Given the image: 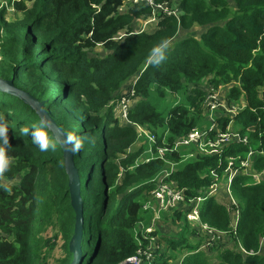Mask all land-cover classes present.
I'll list each match as a JSON object with an SVG mask.
<instances>
[{"label": "trees", "instance_id": "obj_1", "mask_svg": "<svg viewBox=\"0 0 264 264\" xmlns=\"http://www.w3.org/2000/svg\"><path fill=\"white\" fill-rule=\"evenodd\" d=\"M168 1L179 8L178 15L158 10L151 30L139 25L153 15L145 2L8 0L15 16L7 18V7L0 8V78L43 101L65 133L83 138L82 148L73 152L84 210L79 264H119L139 250L152 254L142 264H264V249L246 254L237 248L239 243L256 252L264 236V176L258 183L253 178L264 170V155L253 156L247 170L240 166L251 148L264 146V0ZM196 27L204 30L175 38ZM162 39L170 47L166 59L153 66L147 55ZM98 46L107 52L92 54ZM227 84L225 102L239 108L231 116L220 111L218 128L226 131L233 124V130L248 136L247 143L231 139L215 153L181 145L149 161L146 149L142 158L145 146L135 147V123L155 133L154 150L172 147L190 131L210 125L204 120L206 97L212 87ZM124 87L133 94L131 122H122L115 110ZM168 92L183 98L164 111L153 101ZM0 117L9 125L10 144L9 168L0 178L18 179L0 183L8 186L7 191L0 187V264H46L42 255L55 250L59 236L62 257L55 264H70L76 214L64 148L50 129L54 151L40 152L30 136L21 135L20 129L40 115L2 89ZM190 152L193 156L186 158ZM232 158L240 168L230 185L240 211L236 230L235 215L220 202L223 197L237 207L227 190ZM167 172L165 182L185 189L188 203L163 211L156 230L146 234L141 229L153 218L143 205L154 200L156 180ZM200 196L202 221L227 231L233 246L222 242L206 249L203 240L190 241L203 228L186 215ZM163 220L176 228L174 234L161 229Z\"/></svg>", "mask_w": 264, "mask_h": 264}, {"label": "built area", "instance_id": "obj_2", "mask_svg": "<svg viewBox=\"0 0 264 264\" xmlns=\"http://www.w3.org/2000/svg\"><path fill=\"white\" fill-rule=\"evenodd\" d=\"M129 2L132 3H138V2H145L149 6L152 7L153 9V15L151 20L156 21L158 19L157 17V11L161 14H167V15H178V8L176 7H171L170 3L168 0H165L164 2H157L156 0H128ZM215 88L212 87L210 92L208 93L205 103L206 106L209 105L212 108H216L219 103L215 100L218 95H220V91L218 90V93L215 92ZM133 95V94H132ZM227 106L226 102L224 101L219 112L221 109H224ZM128 108L126 107L124 109V117L125 120L128 122ZM263 109H264V103H263ZM236 110V109H234ZM233 112L232 114H234ZM214 116H219L218 114L211 116L212 121L208 127L205 129H195L193 131H190L186 135L182 136L181 139H179L172 147L168 146H159L157 145V151L158 155L157 156H147L148 158L146 161H149L152 157H164V155L169 151L173 152L176 150L179 146H190V145H195L198 147L200 150L204 152H210V153H215L219 152L221 149V144L224 142H227L228 140L234 139V141L238 143H247L248 142V136L247 135H242L240 132H237L236 130H233L232 127L229 125V129L226 131L220 130L218 128V121L217 118L213 119ZM132 124V123H130ZM136 124V125H135ZM135 125L138 128L139 134L146 133L145 128L143 125H140L138 123H135ZM262 134H260L261 136ZM148 140L147 142L156 144L157 143V137L153 131L149 129V134H147ZM150 151H154V149H150ZM256 154H261L264 155V146L258 150H255L254 148H251L247 156L245 158H241L242 160L240 161V166L243 170H247L251 167V159L253 156ZM240 158V157H238ZM235 158H232L229 162V177H228V183H227V190L230 194L231 199H233V204L237 205L236 207V213H235V218H234V229H237V223L239 219V209H238V203L236 204V200L232 197V193L230 191V185L233 180V178L238 174L240 168L235 167ZM232 166V167H231ZM263 173L262 172H256L253 173V178L255 179V183H258L262 178H263ZM170 172H167L163 177H161L157 181V187L152 191L153 196L160 202V208H167L169 205H173L176 201L179 202H185L188 203L187 200H185V189H176L169 184L165 182V177L169 176ZM215 191V189H214ZM203 197H198L192 205L191 209L187 212V218L190 222L199 224L203 227L204 230H208L209 232L213 231L214 228H210L206 223L202 221L201 218V213H200V203L203 200ZM191 202V201H190ZM156 208H154L155 210ZM156 220H152V224H154ZM153 230L151 227L145 228V233H151ZM240 249L246 253V254H258L261 253L264 249V236L261 238V243H260V248L258 251H247L245 248H243L240 244ZM150 249V248H149ZM151 253H147L146 250H139L135 255L129 256L122 260L119 264H142L145 259H149L151 257ZM145 256V257H144ZM144 257V258H143Z\"/></svg>", "mask_w": 264, "mask_h": 264}, {"label": "rangeland", "instance_id": "obj_3", "mask_svg": "<svg viewBox=\"0 0 264 264\" xmlns=\"http://www.w3.org/2000/svg\"><path fill=\"white\" fill-rule=\"evenodd\" d=\"M177 2L181 1V0H176ZM2 6H6V11H7V18L11 19L13 16H15V11L13 8L12 4H9L8 0H0V8ZM175 6V5H174ZM146 21V19H142L139 22L142 24L143 23V29H151L153 30L155 28L154 25H152L151 23H147L144 25V22ZM204 30V27H196L192 30H187V31H182L177 37H175L176 39H179L180 36H185L187 34H192V35H199L202 31ZM107 51L102 48L101 46H98L96 49H94L92 51V54H105ZM205 86V84L203 85ZM230 87L229 84L227 85H221L218 89L215 90L216 93H218V90L220 91V95H218L216 97V101L219 103V105L216 108H212L211 106L207 105V114L205 117V123H207V121H209V124L212 121L211 116L216 115L219 113V110L223 104L224 101H228L226 94L228 91V88ZM125 89L123 90V92L119 95L120 97L117 99V104L115 107V110L117 112V115L120 117L122 122H125V117H124V109L126 107H130L132 104V93L129 91L128 88L124 87ZM182 94L181 93H174V92H168V95L165 98H158L157 100H154L153 102L162 110L167 111V109L176 104L178 101H181L182 99ZM224 99V100H223ZM239 106L236 104H233L231 106H226L223 110H221V113H227L230 116L232 115L233 112H237ZM236 109V110H234ZM234 113V114H235ZM218 116H214L213 119L217 118ZM207 124V125H209ZM136 127V126H135ZM233 127V124H232ZM146 133L143 134H139L138 128L136 127L138 134H137V142L135 147H139V145L141 146H145V150L143 151V154L141 155L142 158L144 159V157L147 155L146 153V149L147 151L150 153L149 156H157L158 153L157 151H150V149H153V144L147 142L148 137L147 134H149V126H144ZM229 129V125L227 126V130ZM198 148V147H197ZM199 149V148H198ZM199 151H202L199 149ZM146 154V155H145ZM191 156H193V152H190L186 155V158H190ZM175 164L171 163V167H174ZM253 166V164L251 165V167ZM264 176V173H263ZM6 182H12V183H17L18 179L15 180H8L6 178H0V183H6ZM223 204L227 205L229 207V211L231 212V215H235L236 213V207L232 208V206H230V201H227L226 198L221 199V201ZM233 199H232V204H233ZM180 202L176 201L173 205H169L167 208H160V202L155 198L154 196V200H147L144 205H143V209L149 211L148 213H152V218L154 216V220H156L154 222V224L151 225V223H149L148 225H146L144 228H142L141 230L144 231L145 228L147 227H151V229L153 231L156 230V225L157 223L162 219V217H164V213L163 211L168 210L170 208H174L179 206ZM154 208H156L154 210ZM239 209V208H238ZM240 212V211H239ZM195 224V223H194ZM198 226V225H194ZM142 225L139 226V228ZM161 229H167V233L169 234H174L176 232V228H174L172 225H169L166 221L163 220L162 225H161ZM229 233L227 231H221V230H217L214 229L213 231L209 232L208 230H204L202 228L201 232L196 233L195 231L189 236L190 237V241L192 242H197V241H202L203 244V248L209 249V246L211 245H216L218 243H226L227 246H233L232 241L230 238H228ZM158 235L154 236L153 241L151 242V244L157 239ZM62 240L63 237L59 236V238H56L57 241V246L55 248V250H51V251H47L48 249H46L45 254L42 255V257L44 258L43 260L46 262V264H55L59 258L62 257V250H61V246L60 244H62ZM226 240V241H225ZM157 244V243H156ZM162 244V243H161ZM239 243L237 244V248L239 249L240 246L238 247ZM156 248L159 247V245H155ZM152 248H154L153 246H151ZM155 248V249H156ZM144 258V257H143Z\"/></svg>", "mask_w": 264, "mask_h": 264}, {"label": "water", "instance_id": "obj_4", "mask_svg": "<svg viewBox=\"0 0 264 264\" xmlns=\"http://www.w3.org/2000/svg\"><path fill=\"white\" fill-rule=\"evenodd\" d=\"M0 89L13 93L21 97L24 101L29 103L32 108H34L38 114L43 115L49 121V129L52 131L54 138L63 146L64 148V161L65 169L69 176V192L71 197V205L75 210V228L74 233L70 239L69 247L74 254V259L70 264H79L82 258V246L81 239L83 234V199L80 194V177L78 170L74 164L73 151L67 149L63 144V138L65 132L60 128L56 121L50 116V114L44 108L43 101H39L37 98L32 96L29 92L17 88L13 84V80H5L0 78Z\"/></svg>", "mask_w": 264, "mask_h": 264}, {"label": "clouds", "instance_id": "obj_5", "mask_svg": "<svg viewBox=\"0 0 264 264\" xmlns=\"http://www.w3.org/2000/svg\"><path fill=\"white\" fill-rule=\"evenodd\" d=\"M175 7L178 8L177 6ZM157 17L159 19L158 13ZM158 19L153 21L150 18L148 22H144V25L147 23H156ZM169 47L170 42L167 39H162L158 43L154 44L148 52L147 62L153 66L160 65L166 59V53ZM49 127V121L45 116L41 115L38 121L32 123L30 126L22 127L20 129V133L21 135L30 136L32 142L38 147L40 152H47L49 150L54 151L56 149V144L49 137ZM8 128L9 125L3 121L2 117H0V174H3L8 170L10 163L6 155L7 150L10 147L9 137L7 134ZM63 144L68 150L76 152L82 148L83 138L72 133H65ZM0 187H3L6 191L8 190L7 185H0Z\"/></svg>", "mask_w": 264, "mask_h": 264}]
</instances>
